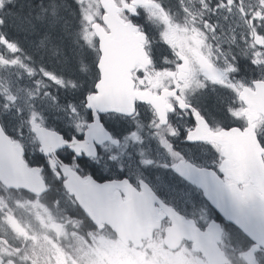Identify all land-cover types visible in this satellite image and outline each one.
Masks as SVG:
<instances>
[{
  "label": "snow or ice",
  "instance_id": "snow-or-ice-1",
  "mask_svg": "<svg viewBox=\"0 0 264 264\" xmlns=\"http://www.w3.org/2000/svg\"><path fill=\"white\" fill-rule=\"evenodd\" d=\"M0 264H264V0H0Z\"/></svg>",
  "mask_w": 264,
  "mask_h": 264
},
{
  "label": "flooded vegetation",
  "instance_id": "flooded-vegetation-1",
  "mask_svg": "<svg viewBox=\"0 0 264 264\" xmlns=\"http://www.w3.org/2000/svg\"><path fill=\"white\" fill-rule=\"evenodd\" d=\"M86 172L88 174H92L94 176V178H98L99 176L106 175L105 173L101 172L99 169H96L92 166H88L86 168ZM99 182H102V181H99Z\"/></svg>",
  "mask_w": 264,
  "mask_h": 264
}]
</instances>
